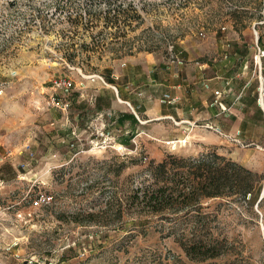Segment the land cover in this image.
<instances>
[{
	"label": "rangeland",
	"instance_id": "1",
	"mask_svg": "<svg viewBox=\"0 0 264 264\" xmlns=\"http://www.w3.org/2000/svg\"><path fill=\"white\" fill-rule=\"evenodd\" d=\"M259 1L261 10L256 0H0V264H264V118L243 113L245 136L220 154L154 140L164 125L110 101L115 75L137 57L169 63L179 78L189 61L209 58L230 61L222 66L238 89L250 82V101L236 107L260 110ZM240 4L235 25L229 10ZM117 12L119 28L109 20ZM58 76L73 80L69 90H54ZM167 154L186 159L166 175L168 205L153 211L137 194L154 187L149 160ZM189 159L237 162L258 179L244 196L229 170L215 181L222 195L198 186L182 200L193 183L178 165ZM187 236L217 255L189 258L179 245Z\"/></svg>",
	"mask_w": 264,
	"mask_h": 264
},
{
	"label": "crops",
	"instance_id": "2",
	"mask_svg": "<svg viewBox=\"0 0 264 264\" xmlns=\"http://www.w3.org/2000/svg\"><path fill=\"white\" fill-rule=\"evenodd\" d=\"M145 57H137L134 62L120 68L112 83L116 99L111 96L110 101L113 107H119L116 101L133 104L141 115L138 120L142 124L153 120L158 127L164 125L165 130L160 129L161 132L153 135L152 139L185 141L195 151L199 149L195 148V143L203 148L214 146L223 154L225 140L234 144L240 136H245L246 130H241L243 113H246L248 120L260 122L264 118L261 105L260 110L249 106L243 112L236 107L240 98L250 101L249 94L245 92L243 96L250 82H245L238 89L237 83L232 81L234 76L225 75L232 70L223 69L229 60L224 63L221 60L220 64L209 58L189 61L184 66V76L179 78V73L174 72L175 66L160 60L157 62L152 55ZM215 91L220 92L217 98ZM169 98L176 99L173 102L175 105L169 102Z\"/></svg>",
	"mask_w": 264,
	"mask_h": 264
},
{
	"label": "trees",
	"instance_id": "3",
	"mask_svg": "<svg viewBox=\"0 0 264 264\" xmlns=\"http://www.w3.org/2000/svg\"><path fill=\"white\" fill-rule=\"evenodd\" d=\"M241 6L237 5L236 9H230L229 13L231 15V18H235L234 23H236V18L238 21V12L241 10V12H245L244 9H239V7L246 6L244 4H240ZM254 8L261 10L263 8V4H261V1L256 0L254 3ZM259 13V12H258ZM72 16V15H71ZM134 15L133 17H136ZM73 18L69 17L71 21L77 22L79 19V14H75L72 16ZM260 20L262 18V14L259 13L258 15ZM112 24L118 26L120 24V12L114 13V15L109 18ZM130 21L123 23L122 25H129ZM260 41V38L258 39ZM109 79V77L107 76ZM126 114L122 115L125 116ZM121 116V118H122ZM131 116V115H130ZM216 157H220V159L225 160L224 156H221L220 154H215ZM186 158L183 157H177L173 154H167L165 158H163L158 163H154L152 159L149 160L148 167L151 175L155 178L154 187L151 189H143L141 191V194H137L139 197L142 198V200L147 201L151 205V209L153 211H161L168 205L167 203V190L171 187L170 180L167 178L168 172L171 171L173 168L174 163L184 162ZM190 164H193L194 168L189 167L186 168L183 164L178 165L179 167H182V173L186 176V178L191 179L192 186H185L182 187L178 191V198L184 199L187 197L194 189L195 187L198 188V186L205 190L203 192V195L205 197H211V196H219L223 194V190L219 186H215V181H220V179H228L230 176L228 175V172H233L237 179L239 180L237 185V192L242 193L244 196L247 195V193H250L253 189L254 182L258 179L257 173L253 172L251 169L246 168L245 166L233 162L230 160H226L223 166L213 168L212 165L206 163L204 160H191L189 159ZM230 170V171H229ZM215 186V187H214ZM187 187V188H186ZM205 188V189H204ZM214 188V189H213ZM137 196V197H138ZM180 247H182L183 251L189 258H206V257H214L217 255V252H215V245L210 244L207 241L197 239L195 237H186L185 241L179 243Z\"/></svg>",
	"mask_w": 264,
	"mask_h": 264
},
{
	"label": "built area",
	"instance_id": "4",
	"mask_svg": "<svg viewBox=\"0 0 264 264\" xmlns=\"http://www.w3.org/2000/svg\"><path fill=\"white\" fill-rule=\"evenodd\" d=\"M261 13H262V18L259 20V23L264 22V9H263V11ZM257 52L259 54L258 55V59L260 60V57L264 56V49H260V47L258 46L257 47ZM93 76H96V75H93ZM96 77H100L102 79V77L99 76V75L96 76ZM72 85H73V80H71L68 76H58V77L53 79V88H54V90L66 91V90H69V88ZM215 95H216V98H217L220 95V92L219 91H215ZM174 101H175V98L169 99L170 103H173ZM214 101H216V100H214ZM65 106H66V104H65ZM216 131L220 132L217 128H216ZM34 203L38 204V200H35Z\"/></svg>",
	"mask_w": 264,
	"mask_h": 264
},
{
	"label": "bare ground",
	"instance_id": "5",
	"mask_svg": "<svg viewBox=\"0 0 264 264\" xmlns=\"http://www.w3.org/2000/svg\"><path fill=\"white\" fill-rule=\"evenodd\" d=\"M261 93H262V92H261ZM262 95H263V94H261V95H260L261 97L259 98L260 103H263V102H262ZM262 105H263V104H262Z\"/></svg>",
	"mask_w": 264,
	"mask_h": 264
},
{
	"label": "water",
	"instance_id": "6",
	"mask_svg": "<svg viewBox=\"0 0 264 264\" xmlns=\"http://www.w3.org/2000/svg\"><path fill=\"white\" fill-rule=\"evenodd\" d=\"M258 103H259V105H261V106L263 107V109H264V105H262V104L260 103L259 99H258ZM260 198H261V197H260Z\"/></svg>",
	"mask_w": 264,
	"mask_h": 264
}]
</instances>
